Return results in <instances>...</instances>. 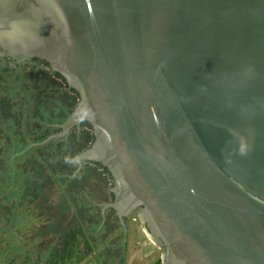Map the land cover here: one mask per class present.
I'll return each mask as SVG.
<instances>
[{
  "label": "water",
  "instance_id": "95a60500",
  "mask_svg": "<svg viewBox=\"0 0 264 264\" xmlns=\"http://www.w3.org/2000/svg\"><path fill=\"white\" fill-rule=\"evenodd\" d=\"M0 50L79 94L26 151L88 124L162 264H264V0H0Z\"/></svg>",
  "mask_w": 264,
  "mask_h": 264
},
{
  "label": "rangeland",
  "instance_id": "374dc122",
  "mask_svg": "<svg viewBox=\"0 0 264 264\" xmlns=\"http://www.w3.org/2000/svg\"><path fill=\"white\" fill-rule=\"evenodd\" d=\"M50 72L54 73L45 61L39 59L31 58L20 64L10 57L0 59V140L4 139L5 143L6 139L3 136L7 134L13 136L15 133L25 139L23 148L13 149L10 154L11 158H20L18 160L22 163L20 168L22 169L24 165L25 173L29 174L22 184L19 183L22 196L21 204L18 206L23 210L27 207V214L31 216L27 217L26 212H20L16 204L11 208L3 207L2 199L0 200V242H5V245L10 243L9 264H14L13 261L21 263L27 259L43 262L39 258L43 241H45L44 248L47 247L49 241H54L49 239L48 235H54L57 237L56 241L63 242L69 234H74L70 237H74L75 240V237L80 235L78 232L83 233L85 235L81 238L85 240L84 238L87 237L90 241V246L87 247L90 248L92 245L100 256H102V251L109 247V245H103L107 241L103 240L104 236L89 233L90 224H93L94 228L99 224V212L96 210L93 219L85 221L86 214L94 213V211H84L83 205L86 203L76 201L79 193L94 194L96 192L99 200L108 197V201L104 203L106 206L113 202V181L110 174L95 162L79 161V158L93 144L92 130L82 124L78 129L72 128L67 137L26 151L31 145L41 143L39 141L43 138L62 133L61 126L80 102L78 94L69 87L67 81L59 78L56 73L54 75ZM27 102L30 103L27 107L28 115L26 112L22 113ZM59 107L61 110L53 119L54 123L51 124L49 120ZM7 119H12L16 125L20 120L24 121L21 131L13 130L6 123ZM56 120L58 121L55 122ZM35 121H47V124L55 126L52 128L51 135L46 136L48 132L42 129L46 128L45 124L36 125ZM39 129L40 133H38ZM4 156L6 158L0 157L2 165L10 160L7 154ZM2 173L4 174V170ZM71 177L74 179L72 181H75L72 184V190H70V185L64 184L63 181ZM107 185H109V191L102 192L103 187ZM84 186L86 191H83ZM60 191L62 196H60ZM94 205L101 211L107 208L105 211L106 213L107 210L109 211L107 215L111 221L110 224H114L111 220L113 213L110 208L102 207L100 201ZM42 209L44 210L41 216H46L38 218L37 212ZM53 210L55 212H51ZM131 218L121 226L118 232L122 238L119 248L124 245L130 247L132 243H135L141 228L149 237L146 225L140 222L138 217L135 222H132ZM78 219L80 224H78ZM78 226L82 228L79 229ZM39 232H44V234H39ZM99 238H101L100 241ZM21 242L25 244L21 245ZM100 244L103 249L98 248L101 247ZM49 252L52 254V251ZM2 256L3 252L0 254V257Z\"/></svg>",
  "mask_w": 264,
  "mask_h": 264
},
{
  "label": "crops",
  "instance_id": "0c3cea01",
  "mask_svg": "<svg viewBox=\"0 0 264 264\" xmlns=\"http://www.w3.org/2000/svg\"><path fill=\"white\" fill-rule=\"evenodd\" d=\"M35 122H38V121H35ZM42 123L43 122H39V124H42ZM38 133H40V129L38 130ZM22 166H23V172L25 173L24 165ZM26 174L27 176L25 178L29 176L28 173ZM72 180H74L73 177L63 180L64 184L70 185V190H72L71 189V187L73 186L72 184L75 182ZM42 187H44V185H42ZM109 189H110L109 185H107V186H104L101 191L108 192ZM83 191H86L85 186H84ZM60 196H62L61 191H60ZM79 197H81L83 200ZM76 201L86 203V205H83L84 211H91V212L94 211V213H91L92 215L88 213L86 214V218L84 220L88 221L89 219H92L94 217V214H96L95 213L96 210L97 212H100V213L103 212L101 216L104 215V212H106L105 210L107 208L104 211H101L95 208L96 206L94 205V203H98L100 201L102 207H107L104 203L108 201V197L102 198L99 200V198L96 195V192L94 194H88L86 192H82V193L77 194ZM58 202H59V199H58ZM43 210L44 209L37 212L38 218L46 216V215L41 216V213L43 212ZM24 211L26 212L27 217H31L29 214H27V211H28L27 207L24 209ZM51 212H55V211L53 210ZM108 213L109 211L107 210V214ZM134 217L136 218L137 216L136 215L132 216V218ZM75 220H76V217H75ZM45 225L46 223L44 224V226ZM121 226L122 225H119V223L117 224L116 222H114L113 225L110 224V226H106L102 228L101 230H100L101 226H97L95 227L96 228L95 229L94 225H92L91 227L88 228L90 234L97 235V236H100V235L107 236V239H106L107 241L106 242L103 241L104 242L103 245H106V246L109 245V247L107 249L104 246L106 249L102 251V256L96 253V249H93L92 245L90 248L87 247V246H90L89 245L90 241L87 237L84 238L85 240L81 238L82 235H85L83 233L78 232L80 235H77L75 237L76 238L75 240H74V237H72L74 234H69L67 235V239L64 240L63 242L56 241L57 237H55L54 235H48L49 239L54 240V241H49V244L47 245L46 248H44L43 244L45 243V241H43L42 246H41V254L39 257L40 259H42L43 262L37 261L36 259H30L29 264H162V257H163L164 251L158 245H156L150 239V237H148V235L143 231L144 229L142 228H141L140 235L135 243H132L130 247L129 245H124L122 248H119V244L122 238L119 236L118 232ZM78 227L79 229L82 228L80 226ZM39 234H44V232H39ZM70 235L72 236L70 237ZM100 246L101 247H98V248L103 249V246L101 244ZM49 251H52V254H50Z\"/></svg>",
  "mask_w": 264,
  "mask_h": 264
},
{
  "label": "trees",
  "instance_id": "16d2710c",
  "mask_svg": "<svg viewBox=\"0 0 264 264\" xmlns=\"http://www.w3.org/2000/svg\"><path fill=\"white\" fill-rule=\"evenodd\" d=\"M49 69H50V67H49ZM50 74H54V73L50 72ZM56 74H54V75H56ZM57 76L59 78L64 79L59 74H57ZM19 78H20V75H19ZM29 104H30L29 102L26 103V106H25L24 110L22 111V113L26 112V115H28L29 111H27V107ZM60 107L55 112V114H53L51 116V120H49L51 124L54 123L53 119L56 118V115L61 110ZM37 111H39V110H37ZM57 121L58 120H56L55 122H57ZM59 122L61 124L62 119L59 120ZM6 123L13 130L18 132V130H20L22 128L24 121L20 120L19 123L16 125L12 119H7ZM35 123H36V125H39V122H35ZM43 124L46 125V128H43V130L45 129V131L48 132V134H46V136L51 135L52 128H55V126L47 124V121H44ZM85 125H87V127L91 129V127L88 124L85 123ZM3 138L6 139V142L4 143V139L0 140V157L6 158L4 155L7 154L8 158H10V160H9V162L4 163V165L0 164V197H1L0 200L2 199L1 201H2L3 207H5V208L10 207L11 208L14 204H16V207L19 209V211L24 213L25 211L22 209V207L18 206V204H21L20 199L22 196V190H20L19 183L22 184V180L27 176V174L23 172V166H22V169L20 168V166L22 164L21 162H18V160L20 158H11L12 155L10 154V151L13 149H16V148H18V149L23 148V144H24L25 139L21 138L19 135H17V133H15V135H13V136H10L8 134L4 135ZM47 138L48 137H45L42 140H40L39 142H42ZM3 170H4V174L2 173ZM78 224H80L79 220H78ZM92 225L93 224H90L89 227H91Z\"/></svg>",
  "mask_w": 264,
  "mask_h": 264
},
{
  "label": "flooded vegetation",
  "instance_id": "af4514ba",
  "mask_svg": "<svg viewBox=\"0 0 264 264\" xmlns=\"http://www.w3.org/2000/svg\"><path fill=\"white\" fill-rule=\"evenodd\" d=\"M1 51V50H0ZM55 73V72H54ZM60 75V74H59ZM61 76V75H60ZM62 77V76H61ZM64 78V77H63ZM65 79V78H64ZM66 80V79H65ZM72 90L74 91V92H76L77 94H78V92L75 90V89H73L72 88ZM78 96H79V94H78ZM85 123H83V125H84ZM82 125V124H81ZM80 125V126H81ZM72 130V129H71ZM113 214H112V216H111V220H113V222H116L117 224L119 223V225H124V223L129 219V218H131V216L130 217H128V218H124V220H123V222L121 223V222H119L120 220H119V218H120V213H119V210L118 211H111ZM103 214V212H99V218H100V221H99V224L97 225V226H101V228H100V230L102 229V228H104V227H106V226H110V219H109V216L107 215V213L106 212H104V215L103 216H101ZM137 214V213H136ZM136 219H137V217L136 218H132L131 220L132 221H136ZM139 219V218H138ZM113 225V224H112ZM96 226V227H97ZM96 229V228H95ZM99 230V231H100ZM5 233H9V232H5ZM103 238V240H105L106 241V239H107V236H104V237H102ZM100 239L101 238H99V241H100ZM32 243H33V241H32ZM3 244V245H2ZM10 244V243H9ZM9 244L8 245H5V242H0V254L3 252V256L2 257H0V264H9L8 263V254H9V250H10V248H9ZM22 244H25V242H21V245ZM27 245V244H26ZM2 246V247H1ZM161 248V247H160ZM162 249V248H161ZM29 260L30 259H27V260H24V261H22L21 263H18V262H16V261H13V263L14 264H29L28 262H29Z\"/></svg>",
  "mask_w": 264,
  "mask_h": 264
},
{
  "label": "clouds",
  "instance_id": "9594fccd",
  "mask_svg": "<svg viewBox=\"0 0 264 264\" xmlns=\"http://www.w3.org/2000/svg\"><path fill=\"white\" fill-rule=\"evenodd\" d=\"M133 215H136V216H137L138 214H133ZM137 217H138V216H137ZM139 220H140V218H139ZM132 222H134V221H132ZM140 222H141V221H140ZM141 224H142V223H141Z\"/></svg>",
  "mask_w": 264,
  "mask_h": 264
}]
</instances>
